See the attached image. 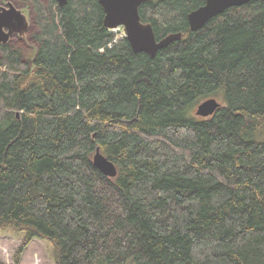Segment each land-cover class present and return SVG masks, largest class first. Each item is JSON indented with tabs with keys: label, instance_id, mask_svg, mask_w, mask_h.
I'll return each mask as SVG.
<instances>
[{
	"label": "trees",
	"instance_id": "obj_1",
	"mask_svg": "<svg viewBox=\"0 0 264 264\" xmlns=\"http://www.w3.org/2000/svg\"><path fill=\"white\" fill-rule=\"evenodd\" d=\"M22 1L35 55L0 43V231L24 234L16 264L34 239L54 264H264V0L195 32L205 0H145L156 39L182 34L153 58L104 28L97 0ZM208 98L221 106L195 116Z\"/></svg>",
	"mask_w": 264,
	"mask_h": 264
},
{
	"label": "water",
	"instance_id": "obj_2",
	"mask_svg": "<svg viewBox=\"0 0 264 264\" xmlns=\"http://www.w3.org/2000/svg\"><path fill=\"white\" fill-rule=\"evenodd\" d=\"M104 12L103 26L107 30L118 27L124 29L126 40L133 53H145L153 58L157 52L181 39V33H171L157 40L150 24L143 23L139 15V7L145 0H97ZM253 0H205L200 7L187 14L190 32L204 27L211 19L232 7L242 6ZM63 7L68 0H56ZM24 15L11 3L0 6V43H8L12 28L21 33L26 29ZM221 104L215 98H208L196 106L195 116L207 118L212 116ZM18 117V114H17ZM93 165L105 176L115 178V165L104 157L99 149L93 156Z\"/></svg>",
	"mask_w": 264,
	"mask_h": 264
},
{
	"label": "rangeland",
	"instance_id": "obj_3",
	"mask_svg": "<svg viewBox=\"0 0 264 264\" xmlns=\"http://www.w3.org/2000/svg\"><path fill=\"white\" fill-rule=\"evenodd\" d=\"M11 3L14 7L24 15L27 26L18 36H13L9 43H13V47L17 49L24 59L30 61L36 53L37 45L31 37L37 34L38 29L34 22L31 6L22 0H0V6ZM112 32L118 36H124L122 27H118ZM219 103L220 101L217 100ZM196 109V108H195ZM195 109L193 113H195ZM24 234L14 231H0V263L16 264L15 254L20 246L23 245ZM18 264H54L52 258V248L44 241L34 239L20 254Z\"/></svg>",
	"mask_w": 264,
	"mask_h": 264
},
{
	"label": "flooded vegetation",
	"instance_id": "obj_4",
	"mask_svg": "<svg viewBox=\"0 0 264 264\" xmlns=\"http://www.w3.org/2000/svg\"><path fill=\"white\" fill-rule=\"evenodd\" d=\"M18 34H20V32L18 31V29L13 27L12 28V31H11L10 39L13 38L14 35L15 36H18ZM10 39H9V41H10Z\"/></svg>",
	"mask_w": 264,
	"mask_h": 264
},
{
	"label": "bare ground",
	"instance_id": "obj_5",
	"mask_svg": "<svg viewBox=\"0 0 264 264\" xmlns=\"http://www.w3.org/2000/svg\"><path fill=\"white\" fill-rule=\"evenodd\" d=\"M56 1V0H55ZM57 3V2H56ZM98 3V2H97ZM187 18V17H186ZM188 24V23H187ZM110 31H112V30H110ZM123 31H124V29H123ZM166 36V35H165ZM124 37L126 38V35H125V32H124ZM157 40H159V39H157ZM97 150V149H96ZM96 153V152H95ZM95 155V154H94ZM95 167V166H94ZM96 168V167H95ZM99 170V169H98ZM100 171V170H99ZM101 172V171H100ZM102 173V172H101ZM103 174V173H102ZM104 175V174H103ZM107 177V176H106ZM108 178H111V177H108Z\"/></svg>",
	"mask_w": 264,
	"mask_h": 264
}]
</instances>
